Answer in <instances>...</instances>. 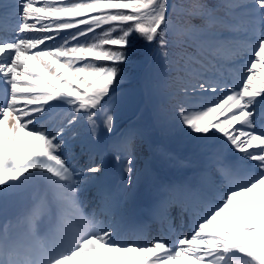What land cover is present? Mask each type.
<instances>
[{"label": "snow or ice", "instance_id": "obj_1", "mask_svg": "<svg viewBox=\"0 0 264 264\" xmlns=\"http://www.w3.org/2000/svg\"><path fill=\"white\" fill-rule=\"evenodd\" d=\"M134 34L158 44L180 124L239 154L211 153L196 185L161 186L153 212L171 242L124 238L103 164L72 162L82 120L92 138L113 130ZM133 140L117 144L129 184ZM0 264H264V0H0Z\"/></svg>", "mask_w": 264, "mask_h": 264}, {"label": "rangeland", "instance_id": "obj_2", "mask_svg": "<svg viewBox=\"0 0 264 264\" xmlns=\"http://www.w3.org/2000/svg\"><path fill=\"white\" fill-rule=\"evenodd\" d=\"M99 131H98V129H97V133H98ZM72 142V144H73V152L75 151V150H77V147H75V145H74V142L73 141H71ZM81 146L83 147V151H81L80 152V154H79V156L78 157H76V158H74V160L72 161L73 163H75L76 165H77V167H79V166H82L83 165V163L84 162H87L88 161V159H89V154H91V152H89V148H87L86 150H84V144H83V141H82V143H81ZM106 152H109L110 154H113L114 155V153H117V152H122L121 150H118V148H117V146H114V147H111L109 150H106ZM103 154H101L99 157H96L95 155L93 156V155H91V156H93L94 157V159H95V161L97 162V163H99V160L101 159V156H102ZM178 161V160H177ZM180 161V160H179ZM189 163H191V164H194V165H196L195 163H194V160H191L190 158L187 160ZM123 166H124V161H123ZM198 166V165H197ZM203 169H199L198 168V176H200V173H201V171H202ZM124 172V174H123V178H122V182L124 181V182H126L127 181V184H129V181H128V179L125 177V171H123ZM150 174V173H149ZM101 176H102V174H101ZM145 180V179H144ZM143 183V188L144 189H151L152 188V186H148V180H145L144 182H142ZM131 184H129V186H130ZM169 185H171V183L169 182ZM156 194H160L158 191H156ZM80 199H81V201L83 202V204H84V207H85V210L86 211H90V209L92 210L93 209V207H96L95 205H96V201H95V188L94 187H92V186H89L86 190H82L81 192H80ZM89 208V209H88ZM185 225H187V230H188V219H186L185 221ZM174 235V234H173ZM172 239H175L174 237L172 238Z\"/></svg>", "mask_w": 264, "mask_h": 264}, {"label": "trees", "instance_id": "obj_3", "mask_svg": "<svg viewBox=\"0 0 264 264\" xmlns=\"http://www.w3.org/2000/svg\"><path fill=\"white\" fill-rule=\"evenodd\" d=\"M128 52H129V58H137L138 60H140L147 52H149L151 54L152 59L159 60L163 64V67H165L163 60H162L161 56L159 55V48H158V44L156 42H153L151 44H147V43L143 42L142 40H140L134 34L130 38V45L128 48ZM136 64L138 65V67H142L144 65L143 61H141V60L138 61ZM165 71H164V73H162L163 78L165 77L162 86L166 90H172L175 88L174 85L172 84V81H171L172 73L167 71L166 75H165ZM161 102H162V105L164 107L167 105H171V104L175 103L174 100L168 99V98L162 99Z\"/></svg>", "mask_w": 264, "mask_h": 264}]
</instances>
